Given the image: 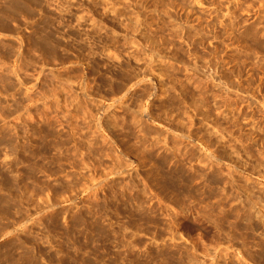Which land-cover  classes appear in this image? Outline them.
<instances>
[{"label":"rangeland","instance_id":"1","mask_svg":"<svg viewBox=\"0 0 264 264\" xmlns=\"http://www.w3.org/2000/svg\"><path fill=\"white\" fill-rule=\"evenodd\" d=\"M0 264H264V0H0Z\"/></svg>","mask_w":264,"mask_h":264}]
</instances>
